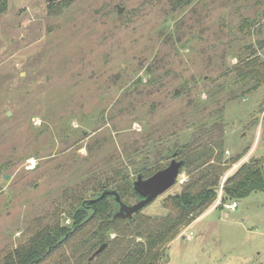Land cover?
I'll use <instances>...</instances> for the list:
<instances>
[{"label": "rangeland", "instance_id": "rangeland-1", "mask_svg": "<svg viewBox=\"0 0 264 264\" xmlns=\"http://www.w3.org/2000/svg\"><path fill=\"white\" fill-rule=\"evenodd\" d=\"M263 9L264 0L179 10L171 0H74L54 14L48 0H10L0 13V255L35 218L66 207L68 187L120 162L132 171V160L193 133L209 140L217 122L227 158L264 159V82L236 69L264 60V17L240 31ZM181 187L142 213L166 215L163 200ZM232 201L235 210L214 207L166 245L161 264H264V191Z\"/></svg>", "mask_w": 264, "mask_h": 264}, {"label": "trees", "instance_id": "trees-1", "mask_svg": "<svg viewBox=\"0 0 264 264\" xmlns=\"http://www.w3.org/2000/svg\"><path fill=\"white\" fill-rule=\"evenodd\" d=\"M9 1L0 0V13L8 9ZM73 1L48 0V10L59 14ZM192 2L171 0V9L179 10ZM263 17L264 9L262 14L244 20L240 31L255 30L262 25ZM258 45L264 49V40H259ZM236 69L243 79L256 77L264 82V60L259 56L243 61ZM201 127L203 130L204 126ZM215 129L219 134L209 140L202 139L205 131L198 137L193 133L185 142H174L154 150L153 156L146 153L132 160V171L130 165L120 162L83 181L77 191L68 187L64 196L69 204L57 207L49 217L35 218L17 246L0 255V264H161L164 247L216 205L222 180L235 164L239 165L226 177L221 203L216 207L264 191V159L242 161L247 152L227 158L225 125L217 122L207 131L213 133ZM173 155L184 161L181 172L188 179L179 192L163 200V206L169 210L166 215L151 216L141 210L133 218L114 219L118 210L114 198L106 195L96 199L104 190L112 189L127 203L137 201L133 181L139 174L147 178L166 167ZM87 193L91 195L88 197ZM91 199L96 200L86 201ZM63 214L70 219L69 224H65ZM105 243L106 248L90 260Z\"/></svg>", "mask_w": 264, "mask_h": 264}, {"label": "water", "instance_id": "water-1", "mask_svg": "<svg viewBox=\"0 0 264 264\" xmlns=\"http://www.w3.org/2000/svg\"><path fill=\"white\" fill-rule=\"evenodd\" d=\"M123 8H119V12H122ZM181 90L177 89L175 91V96L178 95ZM184 165L183 160L176 159L173 155L170 163L152 174L151 176L144 178L142 174H139L137 178L133 181V191L138 197V200L129 204L125 202L118 191L112 189L104 190L96 199H102L106 195H110L114 198L115 202L118 204V210L114 214V219L116 218H133L135 214L139 213L155 200L158 196L165 193L172 186L178 182V178L181 175V168ZM96 199L86 200L95 201ZM107 244L101 245L91 256L90 260L99 255L105 248Z\"/></svg>", "mask_w": 264, "mask_h": 264}, {"label": "built area", "instance_id": "built-area-1", "mask_svg": "<svg viewBox=\"0 0 264 264\" xmlns=\"http://www.w3.org/2000/svg\"><path fill=\"white\" fill-rule=\"evenodd\" d=\"M227 153H229V152L227 151ZM35 165H36V160H35V158H30V159H28V161H27L26 169H27V170H32V169H34ZM238 165H239V164H235V168H236ZM228 175H229V174H227V175L223 178V180H222V183H221V185H220V194H219V198H218V201H217V203H216V205H215L214 207H216L218 204L221 203L222 190H223V186H224L225 179H226V177H227ZM187 179H188L187 175L185 176V175L183 174L182 176H180V177L178 178V182H179V184H183V183H185V182L187 181ZM222 206H223L225 209H228V210H235V209L238 207V203H237L236 201H228V202L222 203Z\"/></svg>", "mask_w": 264, "mask_h": 264}, {"label": "crops", "instance_id": "crops-1", "mask_svg": "<svg viewBox=\"0 0 264 264\" xmlns=\"http://www.w3.org/2000/svg\"><path fill=\"white\" fill-rule=\"evenodd\" d=\"M213 209H214V207H212V208H211L210 210H208V211H211V210H213ZM208 211H207V212H208ZM207 212H206V213H207ZM204 214H205V213H204ZM198 220H199V218H197L195 221H193L192 224L186 228V232H189L190 229L193 227V225H195V223H196ZM185 237H186L185 235L182 236V238H185ZM190 237H191V236H190ZM190 237H189V238H190ZM190 239H191V238H190Z\"/></svg>", "mask_w": 264, "mask_h": 264}, {"label": "flooded vegetation", "instance_id": "flooded-vegetation-1", "mask_svg": "<svg viewBox=\"0 0 264 264\" xmlns=\"http://www.w3.org/2000/svg\"><path fill=\"white\" fill-rule=\"evenodd\" d=\"M176 159H177V155H175ZM173 158V157H172ZM172 160V159H171ZM136 202V201H135Z\"/></svg>", "mask_w": 264, "mask_h": 264}]
</instances>
